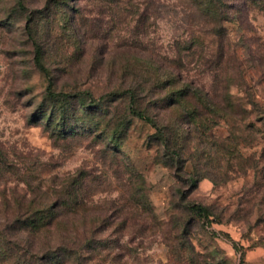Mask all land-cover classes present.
Wrapping results in <instances>:
<instances>
[{"label": "rangeland", "instance_id": "obj_1", "mask_svg": "<svg viewBox=\"0 0 264 264\" xmlns=\"http://www.w3.org/2000/svg\"><path fill=\"white\" fill-rule=\"evenodd\" d=\"M224 3L220 38L198 33L189 0H0V200L26 194L24 181L83 182L88 207L112 221L89 264H264L247 258L264 250V0ZM48 85L99 104L53 100ZM186 86L233 115L207 121L187 113L188 100L170 106ZM132 94L169 148L131 115ZM141 185L152 217L134 211L121 226Z\"/></svg>", "mask_w": 264, "mask_h": 264}, {"label": "trees", "instance_id": "obj_2", "mask_svg": "<svg viewBox=\"0 0 264 264\" xmlns=\"http://www.w3.org/2000/svg\"><path fill=\"white\" fill-rule=\"evenodd\" d=\"M189 1L206 27L199 29L198 33L225 37L224 23L228 20V14L224 0ZM34 45L37 66L45 71L40 62V47L36 42ZM177 91L180 97L176 94V99L170 101V106L179 101L187 105L188 100L192 107L187 113L194 118L199 116L209 121V115L219 113V110L226 118L233 115L229 104H216L202 89L186 86ZM47 95L53 100L77 97L87 109L99 104V99L88 91L55 92L48 85ZM134 96L131 95L128 106L131 115L155 128L162 144L169 148L166 127L157 118L140 110L135 105ZM251 104L255 106V103ZM58 116V130L66 132V129H71L68 127L69 120L65 111ZM78 122V119H71L70 124ZM111 136L114 138L113 143L117 144V141H114L116 137H113V134ZM175 152V155H179ZM5 170H9V164L4 157H0V176ZM24 182L28 188L26 194L12 200L6 197L0 200V264H89V260L101 256V233L105 225L112 223L109 221L111 216L100 215V211L95 207H88L87 198L82 193L83 182L66 178L46 188ZM141 190L139 195L134 192V201L125 212L129 214L121 222V226H127L126 219H131L129 215L134 211L150 214L152 217L153 211L142 185ZM187 208L199 219L210 222L211 212L205 205L191 202L187 204Z\"/></svg>", "mask_w": 264, "mask_h": 264}, {"label": "crops", "instance_id": "obj_3", "mask_svg": "<svg viewBox=\"0 0 264 264\" xmlns=\"http://www.w3.org/2000/svg\"><path fill=\"white\" fill-rule=\"evenodd\" d=\"M248 260H250V262H262L264 263V250L263 249H257L256 251L254 252H251L249 255H248Z\"/></svg>", "mask_w": 264, "mask_h": 264}]
</instances>
